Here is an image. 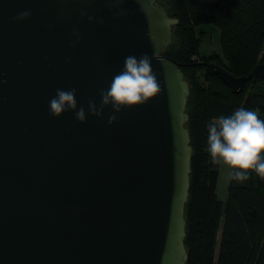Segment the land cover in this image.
<instances>
[{
    "label": "water",
    "instance_id": "1",
    "mask_svg": "<svg viewBox=\"0 0 264 264\" xmlns=\"http://www.w3.org/2000/svg\"><path fill=\"white\" fill-rule=\"evenodd\" d=\"M177 23L158 0H0V264H187ZM204 65L235 95L264 82Z\"/></svg>",
    "mask_w": 264,
    "mask_h": 264
},
{
    "label": "trees",
    "instance_id": "2",
    "mask_svg": "<svg viewBox=\"0 0 264 264\" xmlns=\"http://www.w3.org/2000/svg\"><path fill=\"white\" fill-rule=\"evenodd\" d=\"M158 1L178 21L165 55L181 65L189 85L187 264H264V82L253 79L235 95L204 65L243 77L264 64V0ZM206 27L217 34L220 55L200 52ZM221 148L233 154L224 203L214 187L219 173L212 177L209 169L219 164Z\"/></svg>",
    "mask_w": 264,
    "mask_h": 264
},
{
    "label": "rangeland",
    "instance_id": "3",
    "mask_svg": "<svg viewBox=\"0 0 264 264\" xmlns=\"http://www.w3.org/2000/svg\"><path fill=\"white\" fill-rule=\"evenodd\" d=\"M205 34L202 36L201 45L199 47L200 52L202 54H209V53H216L217 55H220V44L217 39V34L214 32V30L206 27L202 30ZM200 57L194 58V61H199ZM200 73L197 74L198 80L200 81ZM219 164H214V162L210 163V173L213 177V173H216L217 177V171H218V177L214 179V187L217 193L218 198L224 203L227 198L228 194V184L231 174V167H232V150H229L228 152L221 148L219 154ZM216 185V186H215ZM220 233L221 230L217 233V246L216 251L218 250V242L220 239Z\"/></svg>",
    "mask_w": 264,
    "mask_h": 264
}]
</instances>
